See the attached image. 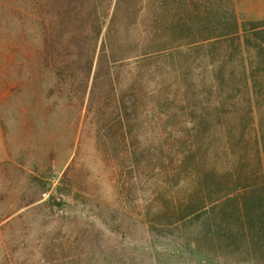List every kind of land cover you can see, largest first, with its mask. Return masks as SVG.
Returning <instances> with one entry per match:
<instances>
[{
  "label": "rangeland",
  "instance_id": "374dc122",
  "mask_svg": "<svg viewBox=\"0 0 264 264\" xmlns=\"http://www.w3.org/2000/svg\"><path fill=\"white\" fill-rule=\"evenodd\" d=\"M216 1L237 17L225 44L144 60L136 41L119 44L110 81L141 98L122 122L119 107L99 105L107 91L56 74L52 18L42 47L37 16L0 0V264H264L194 217L167 225L203 205L217 215L224 198L200 190L195 169L232 182L229 198L264 186V20L242 0Z\"/></svg>",
  "mask_w": 264,
  "mask_h": 264
},
{
  "label": "trees",
  "instance_id": "16d2710c",
  "mask_svg": "<svg viewBox=\"0 0 264 264\" xmlns=\"http://www.w3.org/2000/svg\"><path fill=\"white\" fill-rule=\"evenodd\" d=\"M9 10H16L18 6L24 15H35L40 20L45 39L43 46L47 44L49 30L47 29V17H51L53 44L52 54L56 62L63 65L55 69L58 76L65 73L72 74L76 79L85 82L81 88L90 94L105 90L109 93L104 99H99L100 107H113L121 110V121L125 122L129 117H136L141 106V98L134 90L132 93L122 91L124 85L117 87L112 83V68L118 61L120 53L118 48L125 47L127 42L133 41L140 45L137 52L138 59L144 60L169 56L173 49L192 47L204 42L213 41L217 45L225 44L238 32L237 17L232 6H225L216 0H9ZM214 4V9L212 6ZM221 4V6L219 5ZM152 13L157 20L150 19L145 22V12ZM148 13H146L147 17ZM212 15V17H211ZM141 25V29L139 26ZM172 32L170 40L166 43L167 33ZM158 42L155 49L150 43ZM178 41H177V40ZM178 43H175V42ZM58 45V48L55 49ZM126 48V47H125ZM150 48V49H149ZM42 56L46 60L49 56L44 51ZM182 51H179L180 53ZM183 54V52L181 53ZM127 56V55H123ZM116 58V59H115ZM127 59V57H124ZM222 67L218 70V75ZM93 74V75H92ZM92 79L88 85V80ZM221 88V87H220ZM107 100V101H106ZM119 125V123H118ZM191 156V155H187ZM191 158L185 157L182 166L186 167ZM194 183L200 190H206L207 194H219L223 196L217 215L214 207L210 214L204 212V206L198 210L180 212L176 221L169 219L171 226L194 217L200 222V226L213 230L212 236L218 243L225 242L228 248L238 245V241L244 242L248 255L260 254L264 256V186L257 182H249L242 192L227 197L234 192L233 183L214 179V171L203 174L202 170H194L192 175ZM235 187V185L233 186ZM215 188V189H214ZM231 188V189H230ZM211 190V191H210ZM244 192V193H243ZM221 199V198H220ZM190 200V199H189ZM211 200L208 197V202ZM214 200L210 202L213 203ZM230 207L229 212L227 207ZM203 211V213L201 212ZM172 212V211H171ZM214 218L216 219V233L214 237ZM213 220V221H212ZM213 223H211V222ZM213 224V225H212ZM246 236L244 239V235ZM244 234V235H243Z\"/></svg>",
  "mask_w": 264,
  "mask_h": 264
},
{
  "label": "crops",
  "instance_id": "0c3cea01",
  "mask_svg": "<svg viewBox=\"0 0 264 264\" xmlns=\"http://www.w3.org/2000/svg\"><path fill=\"white\" fill-rule=\"evenodd\" d=\"M242 5L243 12L248 14L249 19L264 20V0H242Z\"/></svg>",
  "mask_w": 264,
  "mask_h": 264
}]
</instances>
